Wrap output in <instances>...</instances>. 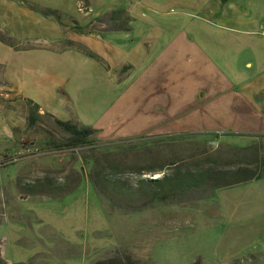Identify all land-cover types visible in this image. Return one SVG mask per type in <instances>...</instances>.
<instances>
[{
    "label": "rangeland",
    "instance_id": "374dc122",
    "mask_svg": "<svg viewBox=\"0 0 264 264\" xmlns=\"http://www.w3.org/2000/svg\"><path fill=\"white\" fill-rule=\"evenodd\" d=\"M109 16L117 33L100 30ZM194 24L201 16L174 0H0L6 264H264V181L184 195L168 189L187 169L255 167L264 136L128 130L130 83L108 69L127 45L140 43L143 64L149 54L162 58ZM56 120L95 133L73 142ZM163 173L158 190L139 185Z\"/></svg>",
    "mask_w": 264,
    "mask_h": 264
},
{
    "label": "crops",
    "instance_id": "0c3cea01",
    "mask_svg": "<svg viewBox=\"0 0 264 264\" xmlns=\"http://www.w3.org/2000/svg\"><path fill=\"white\" fill-rule=\"evenodd\" d=\"M174 3L200 15L202 24L180 31L167 45L169 53L156 61L149 54L148 65L141 63L140 43L121 48L126 50L121 59L111 55L116 62L108 69L119 72L120 82L130 83L123 103L128 130L264 136V0ZM114 19L101 21L100 30L117 33ZM167 67L168 73H159Z\"/></svg>",
    "mask_w": 264,
    "mask_h": 264
},
{
    "label": "trees",
    "instance_id": "16d2710c",
    "mask_svg": "<svg viewBox=\"0 0 264 264\" xmlns=\"http://www.w3.org/2000/svg\"><path fill=\"white\" fill-rule=\"evenodd\" d=\"M56 124L68 134L73 142L82 143L89 136L95 133L93 129L79 127L77 125L62 123L56 120ZM193 134H181L179 136H187ZM203 135V134H200ZM175 164L169 166L170 168H175ZM166 166H160L158 169H146L143 174L164 172ZM182 168V167H177ZM184 170V169H183ZM182 180L179 182L175 180V184L170 186L168 189L174 190L178 192L180 195H184L185 193L192 192L193 190L196 192L197 190H201L202 193L207 192L208 190H223L229 189L235 186H241L245 184H249L255 181H264V161H261L255 165V167L240 165L237 167L229 168V169H213V168H198L194 170L183 171ZM175 174V173H174ZM170 175V174H169ZM107 177V176H106ZM166 174L163 173L162 177L159 179H141L139 180V185H145V189H157V184L161 180H166ZM153 185V186H152ZM158 190V189H157ZM166 189L160 190L164 191ZM184 193V194H183ZM40 195V193H37ZM116 260H107L105 262L99 264H111V262ZM0 264H6L3 259L0 257ZM115 264H121L120 261H116ZM125 264H130L126 262ZM197 264V263H196Z\"/></svg>",
    "mask_w": 264,
    "mask_h": 264
},
{
    "label": "water",
    "instance_id": "95a60500",
    "mask_svg": "<svg viewBox=\"0 0 264 264\" xmlns=\"http://www.w3.org/2000/svg\"><path fill=\"white\" fill-rule=\"evenodd\" d=\"M155 178H153V180H154Z\"/></svg>",
    "mask_w": 264,
    "mask_h": 264
}]
</instances>
